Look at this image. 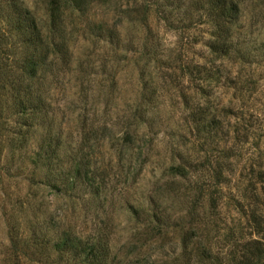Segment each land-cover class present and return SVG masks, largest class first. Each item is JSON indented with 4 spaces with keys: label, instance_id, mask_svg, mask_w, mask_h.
<instances>
[{
    "label": "rangeland",
    "instance_id": "obj_1",
    "mask_svg": "<svg viewBox=\"0 0 264 264\" xmlns=\"http://www.w3.org/2000/svg\"><path fill=\"white\" fill-rule=\"evenodd\" d=\"M206 1L0 0V264H78L52 247L64 230L103 234L107 264H193L192 250L202 264H235L262 237L264 0H232L222 29ZM17 5L48 49L46 115L16 144ZM106 27L118 42L104 41ZM48 136L52 169L88 154L97 195L44 184L31 154Z\"/></svg>",
    "mask_w": 264,
    "mask_h": 264
},
{
    "label": "trees",
    "instance_id": "obj_2",
    "mask_svg": "<svg viewBox=\"0 0 264 264\" xmlns=\"http://www.w3.org/2000/svg\"><path fill=\"white\" fill-rule=\"evenodd\" d=\"M65 1L67 3L73 2V0ZM206 2L208 4L209 15L216 28L222 29L234 20L237 6L232 0H207ZM72 8L76 7L73 6ZM168 19V17H163V20L167 22ZM13 25L20 38L19 44L25 47L23 55L16 62L20 73L12 87L13 115L17 117L15 120V124L17 125V131L15 132L17 144L23 143L29 136V131L35 126L32 119L45 117L46 115L42 89L45 78L42 68L47 58L48 47L41 39L36 21L29 11L21 5L13 7ZM103 36L104 41L109 44H114V41L118 42L120 39V35L115 28L106 27L103 31ZM46 138L44 141L46 145L40 147V153L31 154L33 160L40 162L44 166L45 171L41 176L44 184L52 188H60L65 193L76 189L80 185L85 190L89 189V193L92 195H97L99 192V185L96 184L97 174L96 170L91 168V160L88 154L82 153L79 150V154L71 159L73 161L69 163L67 168L52 169L50 168L52 167L51 162L58 145L50 144L52 140L50 136ZM18 149L16 148V150ZM29 154L28 151H25L23 157L28 159L31 156ZM170 170H172L173 174L177 175L184 172V168L180 165L171 167ZM199 191L201 194H205V192L210 194L207 202L208 206L211 209L215 208L216 198L212 197L213 192L203 187H200ZM193 203L194 201L191 203V208L187 211L188 213H193L195 209ZM132 212L135 213L136 211L133 209ZM150 218L158 222L161 227L168 222L167 220L162 224L160 217L155 215ZM256 226L259 228L260 225L257 223ZM258 228L255 232H260L262 237L253 238L242 243L241 254L235 264H264V232ZM57 236L53 241L52 247L61 257L67 256V261L74 259L78 264H107L108 243L107 240L103 239V234L101 235L100 232L91 237V239L86 240H82L75 234L71 235L68 230L62 231ZM189 255L193 260V264H202V257L196 253V250H192V253Z\"/></svg>",
    "mask_w": 264,
    "mask_h": 264
}]
</instances>
